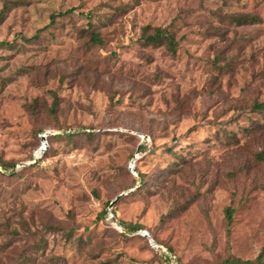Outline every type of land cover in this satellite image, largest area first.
<instances>
[{
	"label": "rangeland",
	"instance_id": "1",
	"mask_svg": "<svg viewBox=\"0 0 264 264\" xmlns=\"http://www.w3.org/2000/svg\"><path fill=\"white\" fill-rule=\"evenodd\" d=\"M3 11L0 264H164L151 241L172 264L255 261L264 1L0 0ZM155 28L175 54L144 44ZM44 132L74 138L36 160Z\"/></svg>",
	"mask_w": 264,
	"mask_h": 264
},
{
	"label": "trees",
	"instance_id": "2",
	"mask_svg": "<svg viewBox=\"0 0 264 264\" xmlns=\"http://www.w3.org/2000/svg\"><path fill=\"white\" fill-rule=\"evenodd\" d=\"M259 1H264V0H259ZM8 9H9V6L7 4L5 7V10H8ZM4 12L5 11L0 13V20L3 19L4 15H5ZM60 15L63 16L62 14H60ZM237 20L240 23H243L244 25H249V24L259 25L262 23V19L258 15H242V16L237 17ZM52 24H54V20L51 22V25ZM90 27L92 28V25H90ZM148 30H150V29H148ZM146 32H147V30H146ZM142 40H143L144 44L147 46L166 47L169 50V52H171L172 54H175L177 51V48H178V43L176 42L174 36L170 32H168L167 29L155 28L153 30V34H148V32H147V34L145 33V36L142 38ZM90 42L92 44L103 45V42L100 39V37L97 34H95L94 32L91 33ZM9 46L10 45L8 43H4V42L0 43V47H9ZM57 106H58V104H57V102H55L53 104V110L54 111H56ZM254 108L259 112L264 111V105H261V104L255 105ZM260 125H262V124H260ZM65 135H51V136H49L48 137V143L50 144L49 149H51V143H53V140H56V141L61 140V139H64V137L68 140H72L74 138V136L72 134H70L69 136H65ZM38 140H39L38 145H40L41 137H38ZM47 153H48V149L44 153V155L42 156L41 159H43L45 156H47ZM258 157L260 159H264V158H262L263 157L262 155H259ZM141 183H143V181ZM117 202H118V200H117ZM227 222H228V226H231L232 222H233V211L230 209L227 210ZM130 228L132 231H138V230L142 229L140 226H130ZM166 249L168 250L170 255H173L171 250H169L168 248H166ZM156 252L161 257L164 264H172L171 263L172 258L170 255H167L162 249H156ZM225 264H264V249L262 250L260 255L255 259L254 262L253 261L252 262L251 261L245 262V261L238 259V258H232L231 260H229Z\"/></svg>",
	"mask_w": 264,
	"mask_h": 264
},
{
	"label": "built area",
	"instance_id": "3",
	"mask_svg": "<svg viewBox=\"0 0 264 264\" xmlns=\"http://www.w3.org/2000/svg\"><path fill=\"white\" fill-rule=\"evenodd\" d=\"M49 133L50 132H44L43 134H41V146L39 147L38 151H36L35 156L39 158H42V156L44 155V153L47 151L48 147V137H49ZM45 150L44 152H41V150ZM165 253H167L165 250V248H161ZM168 255V254H167Z\"/></svg>",
	"mask_w": 264,
	"mask_h": 264
},
{
	"label": "water",
	"instance_id": "4",
	"mask_svg": "<svg viewBox=\"0 0 264 264\" xmlns=\"http://www.w3.org/2000/svg\"><path fill=\"white\" fill-rule=\"evenodd\" d=\"M49 135H50V133H49ZM44 151H45V150H43V149L41 150V152H44ZM35 159L37 160L38 157L35 156ZM131 171L134 172V166H133V165L131 166ZM117 200H118V199H116V200L111 204V207L114 206V204L117 202ZM140 234H141L142 236H144V237L150 238V236H149V234H148L147 232H142V231H141ZM151 243H152V245H154L156 248H162V246H159V245L155 244L154 241H151Z\"/></svg>",
	"mask_w": 264,
	"mask_h": 264
}]
</instances>
